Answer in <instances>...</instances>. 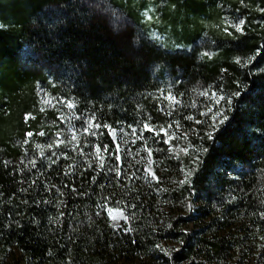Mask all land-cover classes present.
<instances>
[{
    "label": "trees",
    "instance_id": "1",
    "mask_svg": "<svg viewBox=\"0 0 264 264\" xmlns=\"http://www.w3.org/2000/svg\"><path fill=\"white\" fill-rule=\"evenodd\" d=\"M0 264H264V0H0Z\"/></svg>",
    "mask_w": 264,
    "mask_h": 264
},
{
    "label": "rangeland",
    "instance_id": "2",
    "mask_svg": "<svg viewBox=\"0 0 264 264\" xmlns=\"http://www.w3.org/2000/svg\"><path fill=\"white\" fill-rule=\"evenodd\" d=\"M155 23H156L155 20L153 18L149 17L148 27L152 28L154 32L161 34L164 38H171V37H173V34H177V33H178V35H182L183 29H182L181 22H178L177 24H175L174 27L167 24L168 27L167 28L163 27L162 30H160V28L157 27L155 25ZM211 25H214V24H211ZM110 133H111L113 140L117 144L119 150H122L123 146L121 144V133H120V131L113 129L110 131ZM147 171L150 175H153V170L151 167H149ZM108 214H109V217H110L113 225L116 227V229H118L120 231H125V232L127 231V229H128V218L127 219L124 218L127 216L123 211L109 210Z\"/></svg>",
    "mask_w": 264,
    "mask_h": 264
},
{
    "label": "snow or ice",
    "instance_id": "3",
    "mask_svg": "<svg viewBox=\"0 0 264 264\" xmlns=\"http://www.w3.org/2000/svg\"><path fill=\"white\" fill-rule=\"evenodd\" d=\"M237 30L239 31V28H238ZM238 62H239V61H238ZM228 103H231V101H228ZM213 119H215V117H213ZM227 119H228V117H227V116H224V120H227ZM221 123H223V121H221ZM97 126L99 127V125H97ZM145 127L147 128V125H145ZM149 131H151V129H149ZM211 136H212V134L209 133V138H211ZM105 151H107V148H105ZM97 152H99V149H97ZM149 155H151V153H149ZM117 159H118V157H117ZM99 167H100L101 169L104 168V163H103V161L100 162ZM124 218L127 219V217H124Z\"/></svg>",
    "mask_w": 264,
    "mask_h": 264
}]
</instances>
